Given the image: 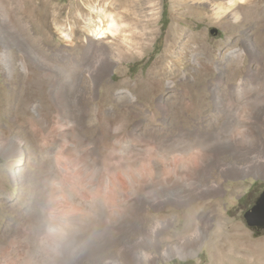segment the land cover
<instances>
[{
  "label": "rangeland",
  "instance_id": "obj_1",
  "mask_svg": "<svg viewBox=\"0 0 264 264\" xmlns=\"http://www.w3.org/2000/svg\"><path fill=\"white\" fill-rule=\"evenodd\" d=\"M137 1L133 31L99 38L74 19L87 0H0V264H214L218 225L264 241L244 219L264 191V19L184 16L201 36L155 83L177 11Z\"/></svg>",
  "mask_w": 264,
  "mask_h": 264
},
{
  "label": "bare ground",
  "instance_id": "obj_2",
  "mask_svg": "<svg viewBox=\"0 0 264 264\" xmlns=\"http://www.w3.org/2000/svg\"><path fill=\"white\" fill-rule=\"evenodd\" d=\"M87 1L89 2V4H87L88 6L87 10H85L80 4L76 5L74 19L78 23V25H82L81 23H83L86 31L95 32V36H99L101 32L114 30L112 26L116 25L115 23L116 20H118L119 22L122 21L121 23L126 24L123 28L121 27L120 30H128V31L132 30L131 25L129 24L130 22H140L138 21V15L140 16L139 14L140 7L138 6L141 5L142 3H139L137 0H87ZM172 1H173V7L177 12L175 10L174 11L177 14L175 13L176 16H174L173 17L174 19L172 20L173 25H171L172 27H170L171 30L168 36L169 42L167 44V48L162 54L159 64H155L154 67L152 68L151 81L155 83L160 81L163 78V76H165L166 73L172 74L173 72H176L181 66L180 65L181 63L179 64L178 62L177 63L174 62V64L171 66L170 69L166 67V65H164L165 60L173 57L174 55V52L172 51L170 52V50L177 47L184 38H187L188 41L189 40L192 41L199 39L201 36V34H195L194 32L193 34H191L189 31H187L184 28L183 23L184 20H186L185 19L186 17L184 16L188 14L196 16L198 15V13L202 12L203 19L206 20L208 19L211 20L212 18H216L217 20L227 19L228 22L227 21L226 22L233 25L231 30H233V28L238 30L239 22L247 21L248 19L247 17L250 14H254V17L256 16V18L259 20L264 19V9H262L260 4L261 2L263 3L264 0H172ZM91 2H97L98 4L102 5L99 9L100 12L99 16L101 15L100 17L101 24L97 27V29L91 28L88 24L90 22H87L86 19L87 14L89 15L88 17L92 18L93 11L90 8ZM144 2L147 4L145 8L147 9V11H149V13H146V15L148 18L149 17L151 18L156 13L154 12V10L158 5V0H144ZM206 6H209L211 8V11L205 10ZM147 21L149 22L148 19ZM149 23H151V21ZM238 36L236 35L235 38L238 39L239 38ZM200 44L202 47H204L203 42H200ZM260 51L264 53V45L260 46ZM244 52L245 49H242L241 47L237 49L233 48L232 50V54L239 56H242ZM63 69L64 70H62V73H64L66 78L70 80L71 79L70 71H68L65 68ZM144 86L145 83L143 84V87ZM113 126H114L113 124H110L109 128L112 129ZM212 231L213 232L211 236L209 235L210 237L207 239L206 245L214 261V264H264V241L252 240L250 234L247 231L237 226H235L233 233H231L230 231L224 232V229L220 227V225L217 226V229L215 228ZM171 253L173 252H171L170 250H164L162 252V255L164 257H169ZM174 253L183 256V254L180 253L179 249L174 250Z\"/></svg>",
  "mask_w": 264,
  "mask_h": 264
},
{
  "label": "water",
  "instance_id": "obj_3",
  "mask_svg": "<svg viewBox=\"0 0 264 264\" xmlns=\"http://www.w3.org/2000/svg\"><path fill=\"white\" fill-rule=\"evenodd\" d=\"M210 32H216V29H211ZM244 219L247 225L252 228L264 227V191L256 198L253 205L244 212Z\"/></svg>",
  "mask_w": 264,
  "mask_h": 264
},
{
  "label": "snow or ice",
  "instance_id": "obj_4",
  "mask_svg": "<svg viewBox=\"0 0 264 264\" xmlns=\"http://www.w3.org/2000/svg\"><path fill=\"white\" fill-rule=\"evenodd\" d=\"M104 32H101L100 34H99V38H103V36H104Z\"/></svg>",
  "mask_w": 264,
  "mask_h": 264
}]
</instances>
